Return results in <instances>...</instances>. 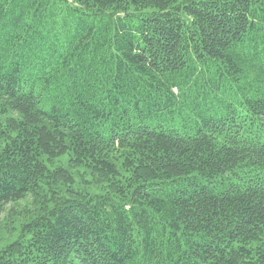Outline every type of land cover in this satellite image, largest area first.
I'll use <instances>...</instances> for the list:
<instances>
[{
	"label": "trees",
	"instance_id": "16d2710c",
	"mask_svg": "<svg viewBox=\"0 0 264 264\" xmlns=\"http://www.w3.org/2000/svg\"><path fill=\"white\" fill-rule=\"evenodd\" d=\"M27 196L0 264H264V0H0V211Z\"/></svg>",
	"mask_w": 264,
	"mask_h": 264
},
{
	"label": "rangeland",
	"instance_id": "374dc122",
	"mask_svg": "<svg viewBox=\"0 0 264 264\" xmlns=\"http://www.w3.org/2000/svg\"><path fill=\"white\" fill-rule=\"evenodd\" d=\"M216 68H212V74H214ZM238 85L239 82L222 75L218 94L225 97V99L240 96L243 90ZM30 209H33L32 196H27L16 203H9L0 211V248L5 242L16 239L19 236V224L27 218Z\"/></svg>",
	"mask_w": 264,
	"mask_h": 264
}]
</instances>
